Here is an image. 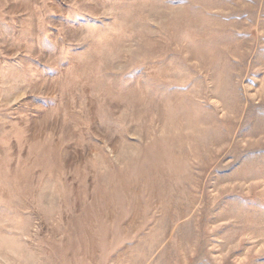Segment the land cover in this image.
Instances as JSON below:
<instances>
[{"label":"rangeland","instance_id":"1","mask_svg":"<svg viewBox=\"0 0 264 264\" xmlns=\"http://www.w3.org/2000/svg\"><path fill=\"white\" fill-rule=\"evenodd\" d=\"M0 264H264V0H0Z\"/></svg>","mask_w":264,"mask_h":264}]
</instances>
